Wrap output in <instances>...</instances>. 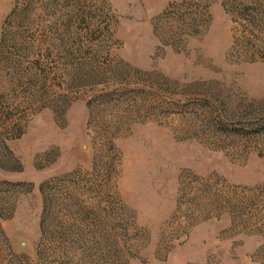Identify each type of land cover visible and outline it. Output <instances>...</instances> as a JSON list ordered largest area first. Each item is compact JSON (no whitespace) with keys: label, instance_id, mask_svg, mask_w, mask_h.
<instances>
[{"label":"rangeland","instance_id":"1","mask_svg":"<svg viewBox=\"0 0 264 264\" xmlns=\"http://www.w3.org/2000/svg\"><path fill=\"white\" fill-rule=\"evenodd\" d=\"M0 264H264V0H0Z\"/></svg>","mask_w":264,"mask_h":264}]
</instances>
